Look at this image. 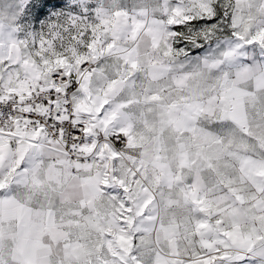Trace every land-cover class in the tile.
Returning a JSON list of instances; mask_svg holds the SVG:
<instances>
[{"label":"snow or ice","instance_id":"6c2138e0","mask_svg":"<svg viewBox=\"0 0 264 264\" xmlns=\"http://www.w3.org/2000/svg\"><path fill=\"white\" fill-rule=\"evenodd\" d=\"M0 264H264V0L0 4Z\"/></svg>","mask_w":264,"mask_h":264},{"label":"rangeland","instance_id":"374dc122","mask_svg":"<svg viewBox=\"0 0 264 264\" xmlns=\"http://www.w3.org/2000/svg\"><path fill=\"white\" fill-rule=\"evenodd\" d=\"M5 2V0H0V4H3Z\"/></svg>","mask_w":264,"mask_h":264}]
</instances>
